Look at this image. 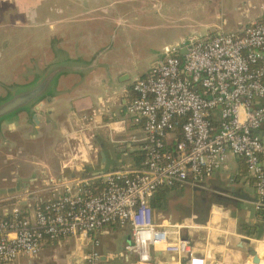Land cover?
I'll use <instances>...</instances> for the list:
<instances>
[{"label": "crops", "instance_id": "crops-1", "mask_svg": "<svg viewBox=\"0 0 264 264\" xmlns=\"http://www.w3.org/2000/svg\"><path fill=\"white\" fill-rule=\"evenodd\" d=\"M38 1L0 0L10 20L4 27L12 28V18L15 28L39 17ZM50 10L47 37L33 57L32 69L41 72L35 87L0 95V220H9L15 209L32 218L67 193L98 185L102 190L108 174L139 169L132 153L140 144L132 141L142 133L127 107L135 82L162 60L166 38L176 46L264 22V0H65ZM23 52L20 58L27 59ZM91 120L95 127L86 124ZM201 184L183 187L208 191L202 209L182 221L199 225L185 232L197 255L206 264H264V216L257 214V192L244 161L230 155ZM165 215L154 210L159 222L182 223ZM130 242V228L111 225L91 237L48 241L37 257L18 260L84 264L86 255L97 252L101 264H131L125 251ZM156 260L174 259L159 253Z\"/></svg>", "mask_w": 264, "mask_h": 264}, {"label": "built area", "instance_id": "built-area-1", "mask_svg": "<svg viewBox=\"0 0 264 264\" xmlns=\"http://www.w3.org/2000/svg\"><path fill=\"white\" fill-rule=\"evenodd\" d=\"M133 92L127 113L142 133L132 141L145 153L142 167L108 174L98 195L79 190L32 218L15 209L0 220V264L35 258L48 241L91 237L111 225L130 228L131 264H159V253L175 258L166 264H206L185 236L199 228L196 220L159 222L151 201L160 189L203 183L230 155L244 161L258 207L264 205V22L166 48ZM83 262L101 264L102 256L92 252Z\"/></svg>", "mask_w": 264, "mask_h": 264}, {"label": "rangeland", "instance_id": "rangeland-1", "mask_svg": "<svg viewBox=\"0 0 264 264\" xmlns=\"http://www.w3.org/2000/svg\"><path fill=\"white\" fill-rule=\"evenodd\" d=\"M64 1L65 0H39L38 3H42L41 8L38 9L37 11L39 17L30 20L31 22H24L22 26L15 27L16 29L13 26V21L15 18H12L11 21L12 28L4 27V24L10 23V20H5L4 12L2 9H0V95L1 97L2 94H4V91H8L12 89L13 93H15L17 89H19V87L25 84H27L29 89L35 87L36 82L38 81L41 75V72L39 70L32 69L33 68L32 63H34L35 61L33 57L36 54L37 48L40 47L41 40L47 37L44 34L45 32L44 27L46 25V19L49 18L52 13L50 8L54 6V4H58ZM49 28L51 29V27ZM5 30H8L9 33H5ZM11 32L14 33L11 34ZM175 44L176 42H174L173 37L169 39L166 38V40L164 41V45L169 47H172L171 45H175ZM166 48H164L163 54ZM22 52L23 55L28 56L27 59H25V57L20 58ZM26 68H28V70H26ZM26 87H23L22 89ZM86 124L90 127H95V125H97L95 120L86 122ZM80 125L81 127L84 126V124H80ZM68 194H74V193H67L66 195ZM204 197L205 194L194 191L193 189H182V190L180 189V190L171 191L167 194V204H166V209L164 210L166 213L165 216H171V219L174 222H182L184 219L191 217V215L194 212H199L200 208L202 209L201 205ZM33 213L34 211H32V214ZM15 264H39V263L38 261L35 260H32L31 263H29V260L26 258V259H22V261L17 260Z\"/></svg>", "mask_w": 264, "mask_h": 264}, {"label": "trees", "instance_id": "trees-1", "mask_svg": "<svg viewBox=\"0 0 264 264\" xmlns=\"http://www.w3.org/2000/svg\"><path fill=\"white\" fill-rule=\"evenodd\" d=\"M178 140H182V135L181 133L178 131ZM132 157H133V162L136 165V167L141 168L142 164L145 160V153L142 152L141 150L135 151L132 153ZM97 187V186H96ZM94 186H87L85 187V193L87 194H91V195H98L102 190H101V185H98V187L96 188ZM184 187V186H183ZM183 187L180 186H176L174 188H168V189H160L154 196V198L151 201V207L153 210L155 211H164L166 209V204H167V194L171 191H175V190H182ZM257 214L260 217L264 216V205L258 207L257 210ZM243 230H249L251 229L249 226L244 225L242 227Z\"/></svg>", "mask_w": 264, "mask_h": 264}, {"label": "water", "instance_id": "water-1", "mask_svg": "<svg viewBox=\"0 0 264 264\" xmlns=\"http://www.w3.org/2000/svg\"><path fill=\"white\" fill-rule=\"evenodd\" d=\"M13 107H14V104L12 105V108H13ZM203 185H204V184L202 183V184H201L202 188H203ZM233 191H235V189H234ZM250 255H251L253 258H255L254 261L257 263V261H258L259 259H258V257H257V255H256V253H255L254 250H251ZM173 259L175 260V258H173ZM174 260H173V261H174Z\"/></svg>", "mask_w": 264, "mask_h": 264}, {"label": "flooded vegetation", "instance_id": "flooded-vegetation-1", "mask_svg": "<svg viewBox=\"0 0 264 264\" xmlns=\"http://www.w3.org/2000/svg\"><path fill=\"white\" fill-rule=\"evenodd\" d=\"M199 192V191H198ZM199 193H202V194H205L207 196L208 194V191L206 189H203V190H200ZM204 199V198H203Z\"/></svg>", "mask_w": 264, "mask_h": 264}]
</instances>
